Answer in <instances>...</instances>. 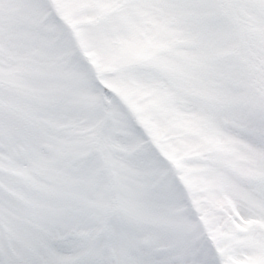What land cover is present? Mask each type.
Wrapping results in <instances>:
<instances>
[{
	"label": "snow or ice",
	"instance_id": "6c2138e0",
	"mask_svg": "<svg viewBox=\"0 0 264 264\" xmlns=\"http://www.w3.org/2000/svg\"><path fill=\"white\" fill-rule=\"evenodd\" d=\"M0 264H264V0H0Z\"/></svg>",
	"mask_w": 264,
	"mask_h": 264
}]
</instances>
